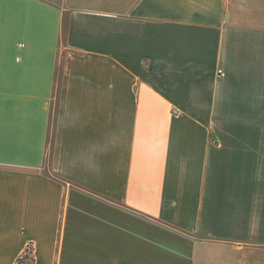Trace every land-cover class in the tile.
<instances>
[{
  "label": "crops",
  "instance_id": "0c3cea01",
  "mask_svg": "<svg viewBox=\"0 0 264 264\" xmlns=\"http://www.w3.org/2000/svg\"><path fill=\"white\" fill-rule=\"evenodd\" d=\"M264 264V0H0V264Z\"/></svg>",
  "mask_w": 264,
  "mask_h": 264
},
{
  "label": "trees",
  "instance_id": "16d2710c",
  "mask_svg": "<svg viewBox=\"0 0 264 264\" xmlns=\"http://www.w3.org/2000/svg\"><path fill=\"white\" fill-rule=\"evenodd\" d=\"M29 246L30 247H26L22 251V253L16 258L15 264H25L26 262H28V264H35L32 245L29 244Z\"/></svg>",
  "mask_w": 264,
  "mask_h": 264
},
{
  "label": "built area",
  "instance_id": "2783aa9c",
  "mask_svg": "<svg viewBox=\"0 0 264 264\" xmlns=\"http://www.w3.org/2000/svg\"><path fill=\"white\" fill-rule=\"evenodd\" d=\"M27 248L30 247L29 244L26 246ZM25 264H28V262H26Z\"/></svg>",
  "mask_w": 264,
  "mask_h": 264
}]
</instances>
